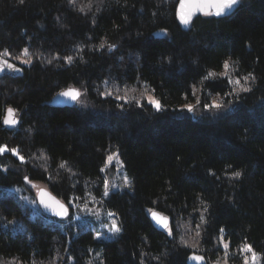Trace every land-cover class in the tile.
Masks as SVG:
<instances>
[{"label":"trees","instance_id":"16d2710c","mask_svg":"<svg viewBox=\"0 0 264 264\" xmlns=\"http://www.w3.org/2000/svg\"><path fill=\"white\" fill-rule=\"evenodd\" d=\"M176 4L0 0V54L23 67L0 77V264H187L191 252L206 264L252 252L264 264V0L197 16L186 30ZM67 88L77 100L54 105ZM212 101L222 109L204 107ZM9 106L18 121L7 128ZM111 153L130 185L105 195ZM26 181L66 203L90 195L121 231L96 235L72 206L65 219L29 217L2 190L34 194Z\"/></svg>","mask_w":264,"mask_h":264},{"label":"water","instance_id":"95a60500","mask_svg":"<svg viewBox=\"0 0 264 264\" xmlns=\"http://www.w3.org/2000/svg\"><path fill=\"white\" fill-rule=\"evenodd\" d=\"M239 2H240V0H239ZM208 3H209V0H177V4L175 7V16H176L181 28L184 30L188 29L190 27L191 23L193 22V20L197 16H200V15H209V16H213L216 18L229 16L236 10V8L239 5V3H238V5L234 6V8L230 12H226L225 14H223L221 16H216L215 15V8L208 7L207 6ZM182 5H183V7H182ZM182 15L188 19L189 23L187 25L182 23V21H181ZM4 61H7L8 63L14 65V68L9 69L7 67H4V70L2 72H0V77H3V76L18 77V76H21L23 74V67L20 64L12 61L11 59L0 54V66H3ZM15 69H20V71H16ZM70 90H76V89L67 88V89H64V90L56 93L52 99L53 104L57 105V106H66V105H70L71 103H74L75 101H73L70 97H65V96L60 95V93L70 91ZM9 108H12L14 110L11 117H9V114H8ZM5 119H14V120L18 121V117H17L15 109L13 107L9 106L5 109L2 124L4 127H7V128H10V127H13L16 125V124H5L4 123ZM26 182L30 187L33 188L36 202H37L40 210L43 213H45L46 215H49L51 217L57 218V219H65L68 217V215L70 213V205L68 203H66L61 198H59L57 195H55L53 192H51L47 187L40 185V184H37L35 182H29V181H26ZM60 205H64V207L67 208V214L66 215L61 216V215L57 214L58 212L61 211ZM151 212H156L162 220H165L167 222V228H168L169 217L167 215H165L159 211H156V210H151ZM151 212H149V218L152 221L153 225L155 227H157L158 229H167V228L163 227L162 224H158L152 218ZM193 257H200L202 259L196 260V259H193ZM187 264H206V259L200 253L191 252L187 257Z\"/></svg>","mask_w":264,"mask_h":264},{"label":"rangeland","instance_id":"374dc122","mask_svg":"<svg viewBox=\"0 0 264 264\" xmlns=\"http://www.w3.org/2000/svg\"><path fill=\"white\" fill-rule=\"evenodd\" d=\"M146 97L147 99L151 97L158 101L151 94H147ZM109 156L112 157V161L109 162L108 159H106V163L103 168V174L105 177L104 193H108L111 190H123L130 185L129 177L124 170L123 164L120 161L118 154L111 153ZM2 190L6 194L12 195L20 203L23 211L25 213H28L29 217L34 218L40 215L41 210L36 202L34 194L28 192L24 186H6L3 187ZM92 202L93 204H91ZM68 204L72 206L76 211H78V213H80L79 215L77 214L74 216V220H78L79 222L82 221V223L78 222L80 225L85 224L87 226H90L93 232L95 231L94 228L98 232L103 230L100 233L102 237H113L115 233L110 231V229L113 223L118 226L116 220L111 213L103 211V213H100V209L97 207V201L90 197V195L86 202L70 201ZM103 214L105 215V220L102 218ZM17 228L20 230L22 229L21 226ZM95 234L98 235L97 232ZM246 258H244L243 260H238L239 262L237 261V263L233 261V264H245V261H247V264H259L257 256L252 252L248 256L247 260H245ZM214 264H228V262L226 261V257H223L220 261Z\"/></svg>","mask_w":264,"mask_h":264},{"label":"snow or ice","instance_id":"6c2138e0","mask_svg":"<svg viewBox=\"0 0 264 264\" xmlns=\"http://www.w3.org/2000/svg\"><path fill=\"white\" fill-rule=\"evenodd\" d=\"M19 2L21 4L24 3V0H19ZM75 0H69V3H74ZM239 3V0H209V3H208V7H211V8H215V15L216 16H221L223 14H225L226 12H230L234 6L238 5ZM183 7V5H182ZM181 21L182 23H184L185 25H187L189 23L188 19L185 18L183 15L181 16ZM104 45H101V48H103ZM110 47H115L114 45L110 46ZM25 54H27L28 50L27 49H24L23 50ZM8 53L5 52V55H7ZM17 59H20V57H17ZM69 61L71 60V57H68L67 58ZM22 63H30V60H22ZM49 63H51V61H49ZM4 67H7L9 69H13L14 68V65L8 63L7 61H4V64L3 66H0V72H2L4 70ZM225 68H228V63L225 62V65H224ZM16 71H20V69H15ZM214 74L213 73H209V76H213ZM247 79V78H245ZM235 83L237 85L240 84V81L237 80L235 81ZM242 91H248L247 88H242L241 89ZM60 95L62 96H65V97H70L73 101L77 100L78 96L80 95L79 91L77 90H70V91H66V92H62L60 93ZM148 102L153 105L156 110H162V106L160 104L159 101H156L155 99L149 97L148 98ZM204 107L206 109H222L223 107V103L222 101H212L211 104H205ZM13 109L12 108H9L8 109V114H9V117H11V115L13 114ZM186 111L188 113H192L194 111V107L192 105H187L186 106ZM5 124H16L17 121L14 120V119H5L4 121ZM6 149L3 148V147H0V152H4ZM14 153H15V149L12 150ZM21 160H23L24 158L23 157H20ZM108 161L111 162L112 161V157L109 156L108 158ZM233 176L236 177V178H239L241 176V173L239 171H236L233 173ZM108 193L105 192V195H107ZM60 209L61 211L58 212L57 214L58 215H66L67 214V208L64 207V205H60ZM151 212V210H149ZM151 215H152V218L158 223V224H162L163 227L167 228V222L165 220H162L159 215L156 213V212H151ZM110 231L114 232V233H119L121 231V229L115 224L113 223L112 224V227L110 229ZM221 231H223V229H221ZM169 234H171V232H169ZM199 234V233H197ZM225 247H227V245H225ZM245 251H252L251 249V246H248L246 245L245 246ZM193 259H196V260H200L202 258L200 257H193ZM245 264H247V261H245Z\"/></svg>","mask_w":264,"mask_h":264},{"label":"bare ground","instance_id":"6f19581e","mask_svg":"<svg viewBox=\"0 0 264 264\" xmlns=\"http://www.w3.org/2000/svg\"><path fill=\"white\" fill-rule=\"evenodd\" d=\"M62 90V89H61Z\"/></svg>","mask_w":264,"mask_h":264}]
</instances>
